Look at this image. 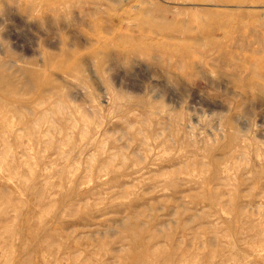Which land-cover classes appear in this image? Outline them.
Returning <instances> with one entry per match:
<instances>
[{
	"label": "rangeland",
	"instance_id": "1",
	"mask_svg": "<svg viewBox=\"0 0 264 264\" xmlns=\"http://www.w3.org/2000/svg\"><path fill=\"white\" fill-rule=\"evenodd\" d=\"M238 1L0 0V264H264V0Z\"/></svg>",
	"mask_w": 264,
	"mask_h": 264
},
{
	"label": "bare ground",
	"instance_id": "2",
	"mask_svg": "<svg viewBox=\"0 0 264 264\" xmlns=\"http://www.w3.org/2000/svg\"><path fill=\"white\" fill-rule=\"evenodd\" d=\"M207 1V0H206ZM213 2V1H212ZM240 4H244L245 2H244V0H240V1H238ZM1 79V78H0ZM3 80V79H2ZM3 87V86H2Z\"/></svg>",
	"mask_w": 264,
	"mask_h": 264
}]
</instances>
